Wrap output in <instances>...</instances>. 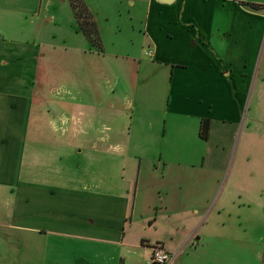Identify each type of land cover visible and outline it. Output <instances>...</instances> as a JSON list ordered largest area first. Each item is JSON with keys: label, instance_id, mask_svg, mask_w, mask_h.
<instances>
[{"label": "rangeland", "instance_id": "374dc122", "mask_svg": "<svg viewBox=\"0 0 264 264\" xmlns=\"http://www.w3.org/2000/svg\"><path fill=\"white\" fill-rule=\"evenodd\" d=\"M257 1L262 3L259 11L247 7L255 3L253 0H239L238 4L264 15V0ZM74 5L84 7L80 0H0V93L8 95L0 106V128L9 130L4 147L0 145V206L20 208L26 195L30 199L34 195L26 192L38 186L49 185L52 189L61 186L62 190L73 191V186H81V181L74 180L80 174L97 176L94 189H110L116 198L130 184L136 186L141 164L140 183L150 191L156 190L151 184L157 182L152 181L164 175L172 182L180 175L187 178L182 183L185 194L180 204L163 189L148 198L143 213L150 216L141 228L143 239L163 234L158 227L169 206L189 208L192 221L188 231L209 210L230 208L222 218L232 215L235 225L245 233L242 235L245 242L258 240L264 230V20L250 21L235 10L238 44L229 68L234 72L231 80L235 115L232 113L234 123L222 129L226 137L216 133L213 141L175 143L171 149L165 138L162 143L157 141L153 128H129L133 108L128 100L124 109L109 107L123 106L125 92L121 91L122 84H118L119 77L115 78L117 85L106 83L112 75L111 68L108 60L98 55L112 53L118 61L116 53L120 52L107 45L103 52V47L101 50L89 43L79 30ZM225 8V12H234L229 2ZM128 9L130 6L124 2L119 15L127 17ZM140 13L145 14L144 9ZM123 22L115 26L119 25L121 30ZM114 59L110 62H116ZM226 62L221 61L222 73H229ZM137 70L132 67L130 72L126 71L125 85L131 95L133 86L128 80L135 79ZM115 73L119 76L121 72ZM87 79L97 86L95 92L99 95L93 100L89 97L91 88L86 85L90 82ZM108 125L111 127L107 128ZM159 131L161 136L164 130ZM0 137L4 139L1 131ZM160 153L163 160L155 161L156 166L151 168L146 158H158ZM178 166L182 171L177 170ZM103 174H108L109 179L101 178ZM59 175L61 183L56 182ZM48 178L52 181H47ZM167 188L169 192L175 190L173 185ZM228 189H235V197H226ZM156 212L159 223L149 227ZM215 220L222 221L220 217ZM198 237V242L188 244L183 260L192 261L197 256L196 260L207 264L208 256L219 254L216 259L219 264H259L247 255L257 249L244 241V244L235 241L238 243L235 246L224 245L215 237L205 244L202 229Z\"/></svg>", "mask_w": 264, "mask_h": 264}, {"label": "crops", "instance_id": "0c3cea01", "mask_svg": "<svg viewBox=\"0 0 264 264\" xmlns=\"http://www.w3.org/2000/svg\"><path fill=\"white\" fill-rule=\"evenodd\" d=\"M80 1L95 22L100 39L99 49L103 47V52H106L107 45L120 52L116 53L118 61L112 53H102L98 57L108 60L111 68L109 72L112 75L106 83L117 85L115 78L119 77L118 84H122L121 91L125 92L123 106L109 107L124 109L127 100L132 105L129 128H153L154 133L157 132V141L162 143L165 138L171 143V149L175 143L187 145L189 142L213 141L216 133L226 137L222 129L234 123L232 113L235 115L234 82L231 80L234 72L229 69L235 56V45L238 44L235 39V33L239 31L235 30L238 19L235 10L254 22L264 20L262 13L255 14L240 7L239 0H175L170 5L157 0ZM124 2L130 6L127 17L119 15ZM228 2L234 7V12H225ZM253 2L255 5L262 4L257 0ZM259 6L261 8L256 11L262 9V5ZM143 9L145 14L140 13ZM119 21H124L121 30L119 25L115 26ZM226 57L231 59L228 61ZM111 59L116 62H110ZM224 59L227 60L225 68L229 73H222L221 61ZM132 67L138 69L135 79L128 80L133 86V95L129 94L125 85L126 71L130 72ZM117 71L121 72L119 76L115 73ZM88 81L86 85L91 88L89 97L93 100L99 95L95 92L97 86L93 80ZM7 96L0 93V106ZM81 105L77 103V106ZM204 121L208 124L205 140L200 138ZM160 128L164 130L161 136ZM0 131L4 138L0 137V145L4 147L9 130L0 128ZM146 160L152 168L156 166L155 161L159 163L163 160V155L160 153L158 158ZM177 170L182 171L179 166ZM141 175L140 164L136 186L133 188L130 184L116 198L110 194V189H94V180L99 179L97 176L80 174L79 177L73 176L76 182L81 181V186H73V191L62 190L61 186L59 189H52L49 185L46 189L38 186L32 191L28 189L26 193L34 195L31 199L26 195L27 199L20 208L0 206V264H153L151 248L154 244H162L163 248L173 253L174 264H205L196 260L197 256L192 261L183 260L188 244L200 240V229L206 238L205 244L215 237L224 245L235 246L238 244L235 241L244 244L242 235L245 233L235 225L232 215L222 218L225 210L230 209L227 207L209 210L204 219L200 218L188 231L192 221L188 216L189 208L168 206L160 216L163 223L158 227L163 234L143 239L141 228L150 216L143 213L148 198L165 190L169 197L173 194L180 204L185 194L182 183L187 178L180 175L172 182L164 175L152 181L157 182L151 184L156 190L150 191L140 183ZM107 176L103 174L101 178L108 180ZM46 180L50 182L52 178ZM148 180L149 177L145 178L146 182ZM56 182H63L62 176L59 175ZM172 185L175 190L169 192L167 187ZM24 190L20 191L22 197ZM230 196L235 197V189H228L226 197ZM79 204L82 208H78ZM17 214L21 216L17 217ZM158 216L154 215L156 219L149 227L157 226ZM217 217L222 221L215 220ZM245 243L257 249L247 253L248 257L264 264V230L258 240ZM218 255L208 256L207 264H216ZM228 259L231 260V255Z\"/></svg>", "mask_w": 264, "mask_h": 264}, {"label": "trees", "instance_id": "16d2710c", "mask_svg": "<svg viewBox=\"0 0 264 264\" xmlns=\"http://www.w3.org/2000/svg\"><path fill=\"white\" fill-rule=\"evenodd\" d=\"M77 9L76 18L77 23L79 26V30L86 36L89 43L92 46L98 47L100 43L99 39V33L96 28L95 22L91 19V16L89 15L88 11L84 7H79L78 5H74ZM248 7L254 10H258L261 7L259 5L255 4H247ZM208 133V124L207 121L202 122L201 125V131H200V137L202 139H206Z\"/></svg>", "mask_w": 264, "mask_h": 264}, {"label": "built area", "instance_id": "2783aa9c", "mask_svg": "<svg viewBox=\"0 0 264 264\" xmlns=\"http://www.w3.org/2000/svg\"><path fill=\"white\" fill-rule=\"evenodd\" d=\"M153 264H174L175 256L173 253L166 251L162 245H155L151 248Z\"/></svg>", "mask_w": 264, "mask_h": 264}, {"label": "water", "instance_id": "95a60500", "mask_svg": "<svg viewBox=\"0 0 264 264\" xmlns=\"http://www.w3.org/2000/svg\"><path fill=\"white\" fill-rule=\"evenodd\" d=\"M157 1H159V2H161V3H164V4H167V5H170V4H172L175 0H157Z\"/></svg>", "mask_w": 264, "mask_h": 264}]
</instances>
